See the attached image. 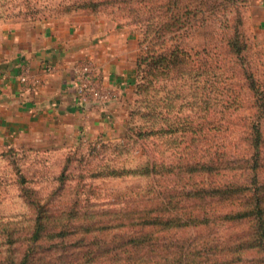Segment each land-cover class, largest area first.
Instances as JSON below:
<instances>
[{
	"label": "rangeland",
	"instance_id": "1",
	"mask_svg": "<svg viewBox=\"0 0 264 264\" xmlns=\"http://www.w3.org/2000/svg\"><path fill=\"white\" fill-rule=\"evenodd\" d=\"M110 1L0 0L5 12L17 19L62 18L84 25L93 21L108 31L130 30L138 46L135 82L113 100L119 106L109 132L67 136L11 151L0 147V264L16 263L25 254L29 264L90 261L104 241L122 242L125 233L114 220L121 215H114V210L142 211L152 195L147 189L151 179L141 172L147 163L163 164L159 168L164 175L172 170L163 176L162 189L168 190L160 191L175 197L197 184L208 188L206 166L213 159L222 182L229 153L237 158L248 149L246 132L253 119L262 131L264 152L260 0H241L246 49L237 73L219 22H205L202 14L191 27L173 32L178 12L171 5L174 0H160L161 41L156 52L149 53L151 41L144 28L118 17ZM141 55L149 56L138 65ZM243 71L252 73L257 90L249 89ZM39 214L56 219L46 222L49 236L34 243L32 225ZM59 226L62 238L54 237Z\"/></svg>",
	"mask_w": 264,
	"mask_h": 264
},
{
	"label": "trees",
	"instance_id": "2",
	"mask_svg": "<svg viewBox=\"0 0 264 264\" xmlns=\"http://www.w3.org/2000/svg\"><path fill=\"white\" fill-rule=\"evenodd\" d=\"M209 1H171L172 7L178 10L171 25L174 27L172 30L181 31L185 27H191L199 21L197 17L202 14L205 22H219L220 29L226 31L225 47L237 73L236 66L239 65L241 54L246 49L241 29V0ZM110 2L120 12L118 17L129 18L132 23L144 28L146 39L151 41L152 48L149 53L156 52L155 47L161 41L162 29L158 18L160 0ZM223 4L225 5L222 6ZM148 56H139L138 65ZM243 73L247 75L249 89L252 92L257 90L252 73ZM246 139L248 149L245 153L237 158L229 153L222 169V182L217 179L220 166L213 159L206 166L207 174L211 177L208 188H201L200 184L193 185L194 189L191 188L183 196L162 195L161 191L168 190L167 186L162 189L163 176L172 170L164 175L159 168L163 164L147 163L141 172L151 179L147 189L152 195L143 202L142 211L132 208L131 212L114 210V215H121L114 220L117 221L115 227L125 233L123 241H104L98 245L96 258L90 261L59 263L264 264V152L262 131L259 125L255 124V119L248 126ZM13 148L7 149L11 151ZM159 177L161 178L158 179ZM175 186L173 183V191ZM54 219L55 215L36 216L31 233L34 243H39L49 236L46 222ZM58 220L60 222L61 218ZM54 232V237H64L62 227H57ZM29 260L28 254H25L20 261L11 264H29Z\"/></svg>",
	"mask_w": 264,
	"mask_h": 264
},
{
	"label": "crops",
	"instance_id": "3",
	"mask_svg": "<svg viewBox=\"0 0 264 264\" xmlns=\"http://www.w3.org/2000/svg\"><path fill=\"white\" fill-rule=\"evenodd\" d=\"M260 1L258 22L263 27L264 0ZM137 50L130 30L108 31L93 21L84 25L62 18L17 19L0 3V147L43 145L67 136L109 132L115 126L118 103L80 106L74 65L92 61L103 72L104 85L119 96L135 82ZM47 67L54 71L46 74ZM24 68L44 79L36 91H24L19 81Z\"/></svg>",
	"mask_w": 264,
	"mask_h": 264
},
{
	"label": "built area",
	"instance_id": "4",
	"mask_svg": "<svg viewBox=\"0 0 264 264\" xmlns=\"http://www.w3.org/2000/svg\"><path fill=\"white\" fill-rule=\"evenodd\" d=\"M54 71V67H47L46 74ZM19 81L27 92H33L44 82L38 75H32L28 68L19 74ZM105 76L92 61L80 60L74 65V86L80 106L98 102L108 103L118 97L117 90L104 85Z\"/></svg>",
	"mask_w": 264,
	"mask_h": 264
}]
</instances>
